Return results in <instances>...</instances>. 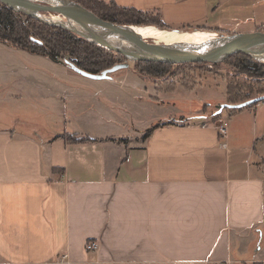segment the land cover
<instances>
[{"label": "crops", "instance_id": "1", "mask_svg": "<svg viewBox=\"0 0 264 264\" xmlns=\"http://www.w3.org/2000/svg\"><path fill=\"white\" fill-rule=\"evenodd\" d=\"M114 1L174 28L264 15L258 0ZM67 66L83 84L60 81L44 97L54 133L0 125V264L264 263V101L218 118L191 107L162 115L193 86L149 87L131 67L84 79ZM91 239L99 247L88 251Z\"/></svg>", "mask_w": 264, "mask_h": 264}, {"label": "rangeland", "instance_id": "2", "mask_svg": "<svg viewBox=\"0 0 264 264\" xmlns=\"http://www.w3.org/2000/svg\"><path fill=\"white\" fill-rule=\"evenodd\" d=\"M106 1L108 2L109 0ZM255 5L258 10H263L264 13V0H258ZM254 14L252 18H248L246 15L241 17L243 20L240 23L241 25L212 28L215 31H217L216 29H222L223 31H217L219 34H239L260 30V26L264 25V15H257V11ZM162 29H179L182 31L196 30L197 28ZM234 61V58H228L216 65L208 63L199 66L200 64H198L192 67L194 68L193 70L187 68L182 74L171 76L170 81L177 84L178 80L181 87L193 86L194 91L190 95V99L181 96L184 95V92L175 96L176 99L184 103L161 105L162 115L170 112L169 107H180L183 110H190L191 107L192 110L209 108L211 118H216L218 111L223 109L229 111L228 107L220 110L221 105L226 103L223 102V98L228 99V83H230L233 93L236 91L233 89L237 86L242 89L240 94L235 95L236 93H234L231 94V97L235 96L236 99H242L259 96V92L264 91V77L254 80L241 74L236 75L233 66ZM134 63L135 61H131L130 66L127 68L131 67L133 70ZM177 68L178 66L174 64L169 69L176 71ZM68 71L69 68L65 63L0 42V125L5 127L18 125V127L25 128L29 132H35L36 130L39 134L54 133L55 128L60 125L54 126L55 124L50 120L53 116L44 112L48 108L54 109L55 105L52 103L48 106L47 103L49 102H45L44 97L50 96L51 90L54 88L59 90L60 86H57V82L60 81L75 89L82 86L83 81L69 76L67 74ZM82 77H86L84 79L89 78L88 76ZM149 82L152 81H148V86L150 87ZM199 98H202L203 102L199 103ZM216 109L217 111L215 112Z\"/></svg>", "mask_w": 264, "mask_h": 264}, {"label": "trees", "instance_id": "3", "mask_svg": "<svg viewBox=\"0 0 264 264\" xmlns=\"http://www.w3.org/2000/svg\"><path fill=\"white\" fill-rule=\"evenodd\" d=\"M94 11L97 15L104 19L116 23L129 24H155L162 28H174L166 23L160 12L143 10L134 6L120 5L114 0H74ZM178 28H197L209 31H223L222 29L213 30L212 27L202 25H184ZM260 30L264 31V25L260 26ZM218 33V32H217ZM0 42L22 48L32 53L41 54L50 57L55 61L65 64L73 62L80 68L91 72L100 73L103 70L111 68L115 64L125 61L126 58L113 49L98 45L64 27L49 25L37 18L17 12L10 6L0 1ZM230 58H234V71L236 75H244L250 79L258 80L264 77V61L252 57L249 54L237 53ZM206 65L208 62L197 63H179L176 71L169 68L173 63H162L149 60H136L133 65V71L141 78L152 81L159 86V89L165 91H173L176 83L170 81L171 76L179 75L187 68L193 70L194 66ZM214 63L212 65H216ZM168 66V67H167ZM168 75V76H167ZM228 85V103H238L250 99L245 97L236 99L231 94H240V86L235 87L232 91L230 83ZM239 85H241L239 83ZM260 95L264 91L259 92ZM258 102L249 104L252 106ZM239 108H228L229 112H235ZM218 118V117H217ZM175 120H163L152 127L148 128V135L155 127L172 123ZM62 136L68 142L80 143L92 140L89 135H80L75 132L62 133Z\"/></svg>", "mask_w": 264, "mask_h": 264}, {"label": "water", "instance_id": "4", "mask_svg": "<svg viewBox=\"0 0 264 264\" xmlns=\"http://www.w3.org/2000/svg\"><path fill=\"white\" fill-rule=\"evenodd\" d=\"M17 12L40 21L67 28L89 41L115 50L126 60L103 70L91 73L73 62L68 64L75 71L92 78H109L110 74L130 66L131 61L149 60L162 63H221L237 53L249 54L264 61V31L254 30L239 34L216 33L211 39L196 43H166L145 38L135 24L116 23L97 15L74 0H0ZM180 31L179 29H177ZM264 101V94L238 103H223L222 110L241 108Z\"/></svg>", "mask_w": 264, "mask_h": 264}, {"label": "bare ground", "instance_id": "5", "mask_svg": "<svg viewBox=\"0 0 264 264\" xmlns=\"http://www.w3.org/2000/svg\"><path fill=\"white\" fill-rule=\"evenodd\" d=\"M135 26L145 38L166 43L196 44L207 41L216 35V32L205 29L178 31L176 29H162L155 24H135Z\"/></svg>", "mask_w": 264, "mask_h": 264}, {"label": "built area", "instance_id": "6", "mask_svg": "<svg viewBox=\"0 0 264 264\" xmlns=\"http://www.w3.org/2000/svg\"><path fill=\"white\" fill-rule=\"evenodd\" d=\"M219 122H217V127L219 129V132L221 135L226 136L227 132H228V124L225 120L223 119H218ZM215 122V121H214ZM203 125H206V123H204ZM99 247V243L97 240H89L86 243V250L91 251V250H96ZM223 264H231V261H226Z\"/></svg>", "mask_w": 264, "mask_h": 264}]
</instances>
